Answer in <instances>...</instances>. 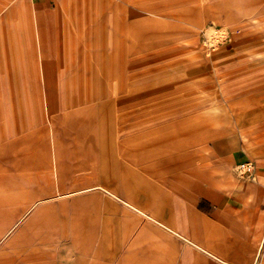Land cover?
Instances as JSON below:
<instances>
[{
  "label": "rangeland",
  "instance_id": "374dc122",
  "mask_svg": "<svg viewBox=\"0 0 264 264\" xmlns=\"http://www.w3.org/2000/svg\"><path fill=\"white\" fill-rule=\"evenodd\" d=\"M263 79L264 0H0V264H252L223 214L238 183L264 209ZM150 165L165 220L210 254L100 189L71 192L101 175L140 194Z\"/></svg>",
  "mask_w": 264,
  "mask_h": 264
},
{
  "label": "crops",
  "instance_id": "0c3cea01",
  "mask_svg": "<svg viewBox=\"0 0 264 264\" xmlns=\"http://www.w3.org/2000/svg\"><path fill=\"white\" fill-rule=\"evenodd\" d=\"M45 5V3H44ZM264 80V79H263ZM246 81V80H245ZM258 82L260 81L257 80ZM262 82V81H261ZM264 82V81H263ZM259 89H264V83L259 86ZM251 90V89H247ZM239 117V123L237 125V131L242 134H247L245 131V114L242 111V109H239L238 113ZM237 142V136L233 137L229 143H236ZM255 144L260 146V136L256 135L253 137V141ZM160 144L155 141H148V146L150 147H156ZM257 146V147H259ZM177 160V159H176ZM175 159H171L167 163H172L174 165H180L177 168L174 169V171H171L173 175L181 176V174H185L189 177H196L198 174V170L192 166L191 159H187L185 161H176ZM168 161L165 160V162ZM164 162H159L157 164H160L162 166ZM185 164L184 166H181ZM126 168V167H124ZM158 166L156 165H150L147 166L145 169L147 179H145L144 186L145 190L140 192V194L134 195V187L131 185V182L128 178L122 177V178H108L103 177L101 175H96L95 178H93L94 181H97L94 184H91L89 186H78L85 180L87 177H83L82 179L75 182V189L71 191L72 193H79V192H85L90 191L94 189H100L107 193L110 197V200L107 199L109 204L112 206H115L116 203L111 199H117L124 203L125 206L128 208H131L134 212H136L139 216L146 218L148 223L151 225V229L159 228L163 230L164 232L174 235L178 238H181L182 240L191 243L195 247L199 248L200 250L204 251L205 253H209L207 249L203 248L199 244H197L195 241L188 238L185 233L178 231L176 228H173L171 226L170 220H165V212L171 207V198L172 195L166 194L165 189L162 185L166 183V179L162 182V184H159L157 182H154L155 178L160 175V173L157 171ZM126 173H129V168L127 167ZM170 173V174H171ZM176 176H174L176 178ZM88 179V178H87ZM143 181V180H142ZM78 186V187H77ZM235 186V193H236V204H233L230 206L229 210L226 211V213L223 214V221L227 222L232 227H239L242 226L244 229V235L247 237V243L248 246L245 248H242V243L247 244L245 240L241 242L240 248L237 246H233L231 249L236 252L242 253V255L246 258L252 259V264H264V232L259 240V233L261 231V225L262 220L264 218V209H262L260 212L257 211V204L259 202V199L256 197H253L248 192L244 190V188H240V184L238 183L237 186ZM121 193L125 194V198L121 197ZM206 200H213L210 199V197L206 196ZM174 203L182 210L186 209L189 210V218H192L194 215L191 208H189L185 203L174 200ZM201 214L205 213V220L207 222V225L209 223H212L213 220V211L212 214L208 212L200 211ZM181 217H185V214L181 213ZM135 221L134 218L129 217L128 220H126V227L132 228L133 222ZM148 228L143 229V233L147 232ZM258 239V241H257ZM256 245V249H254L253 245ZM252 253V254H251ZM214 256L217 260H220L221 262L225 264H230L228 261L221 259L218 256ZM260 259L263 260L262 263H260Z\"/></svg>",
  "mask_w": 264,
  "mask_h": 264
},
{
  "label": "built area",
  "instance_id": "2783aa9c",
  "mask_svg": "<svg viewBox=\"0 0 264 264\" xmlns=\"http://www.w3.org/2000/svg\"><path fill=\"white\" fill-rule=\"evenodd\" d=\"M240 168L243 173H249L253 171L254 165L251 161H245L240 165Z\"/></svg>",
  "mask_w": 264,
  "mask_h": 264
}]
</instances>
